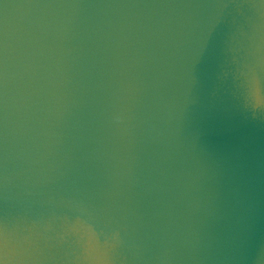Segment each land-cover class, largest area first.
<instances>
[{"label": "water", "instance_id": "obj_1", "mask_svg": "<svg viewBox=\"0 0 264 264\" xmlns=\"http://www.w3.org/2000/svg\"><path fill=\"white\" fill-rule=\"evenodd\" d=\"M0 264H264V0H0Z\"/></svg>", "mask_w": 264, "mask_h": 264}]
</instances>
